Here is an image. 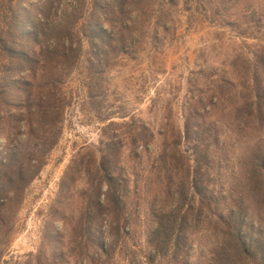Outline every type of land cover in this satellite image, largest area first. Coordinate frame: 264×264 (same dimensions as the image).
<instances>
[{"label":"trees","instance_id":"16d2710c","mask_svg":"<svg viewBox=\"0 0 264 264\" xmlns=\"http://www.w3.org/2000/svg\"><path fill=\"white\" fill-rule=\"evenodd\" d=\"M22 1L0 0V121L16 120L18 145L34 156L15 161L5 155L0 159L6 170L0 172L4 201L23 198L30 181L38 176L48 154L59 143L69 105L64 85L81 63L85 43L94 54L88 60L91 65L107 70L110 65L103 63L104 57L109 53L114 57L136 54L138 45L155 27L153 19L167 32L169 5L181 0H67L65 4L45 0L35 23L28 21L29 39L25 43L20 21ZM182 4L188 17L200 13L201 0H183ZM261 51L264 53V47ZM232 66L240 90L224 98L225 85L233 88L235 83L220 79L217 89L221 97L216 102L211 100V106L222 105L224 100L233 104L231 99L238 98L235 121L240 123V131L264 132V87L258 81L264 59L254 65L248 57L239 56ZM203 103L200 99L192 104L200 118L210 113ZM184 118L183 126L177 121L161 126L157 131L162 137L159 147H155L157 134L149 124L110 121L103 128L101 157L93 148L79 155L76 172L84 169L87 182L81 192L79 229L71 234L68 256L77 262L89 258L91 226L97 219L105 221L114 241L109 247L99 248L100 254L92 264H110L123 234H129L126 225L138 223L139 203H144L152 224L145 263L189 264L191 238L204 231L216 242L211 251L212 264H264V226L252 219L251 212L263 220L264 142L244 163V185L220 187L226 194L225 203L230 202L224 211L213 184L215 164L210 153L212 148L222 146L220 137L210 132L213 126L194 123L186 115ZM220 149L224 151V145ZM122 150L128 151L124 160ZM123 162L130 167L129 174L120 168ZM27 163L35 169L31 176L26 174ZM145 174L148 178L142 180ZM128 197L139 201L131 212L125 202ZM2 206L6 215L8 208ZM4 215L0 213V261L13 232L10 219Z\"/></svg>","mask_w":264,"mask_h":264},{"label":"rangeland","instance_id":"374dc122","mask_svg":"<svg viewBox=\"0 0 264 264\" xmlns=\"http://www.w3.org/2000/svg\"><path fill=\"white\" fill-rule=\"evenodd\" d=\"M55 1L65 4L67 0ZM44 2H21L24 43L29 39L28 21L35 23L38 9ZM182 3L183 0L169 5L171 12L167 32L155 25L156 20L152 18L151 23L155 27L138 45L136 54L120 57L110 53L106 55L109 60L105 56L103 63L110 65L107 70L103 68L101 71L100 66L94 68L91 65L88 60L94 54L89 53L91 49L85 43L82 61L64 85L69 105L59 143L48 154L46 164L30 181L21 200L12 198L11 201H4L5 194H0V213L5 214L2 204H6L8 211L4 217L10 219L13 225L0 264H92V259L98 258L101 246L113 244L114 240L107 232L108 225L96 219L91 226L89 258L77 262L67 255L71 248V234L79 229L81 192L87 182L85 170L77 173L75 162L90 148L97 150L98 157H101L103 128L110 121L147 123L156 134L167 121H177L183 126L185 115L194 123L205 122L213 126L210 132L220 137V148L224 145V151L211 149L215 164L212 179L219 192L221 210L226 211L225 205L230 202L225 203L226 194L220 187L236 186L238 183L239 186L244 185V163L260 142H264V132L252 129L240 131L242 127L235 121L240 99L232 98L233 104L224 100L227 94H236L240 90L233 61L239 56H246L256 65L264 59L261 51L264 47V0H201L198 7L200 13L190 14V17L183 11ZM223 78L235 83L233 88L225 85L224 98L221 99L224 100L222 105L225 110H222L221 104L215 108L211 106V100L216 102L221 97L217 82ZM258 81L264 87V70L259 73ZM9 95L13 99L14 93ZM200 99L210 112L205 118H200L192 105ZM108 118L111 119L107 121ZM10 121H0V159L5 155L14 157L15 161L21 157L32 158L34 155L29 149L18 145V123ZM246 135L247 139L243 137ZM156 137L155 147H159L162 137L158 134ZM127 154L128 151L122 150L121 159L124 160ZM25 166L26 174L33 175L35 169L32 163ZM119 166L127 174L131 171L124 162ZM4 171L0 164V172ZM129 177L135 179L131 175ZM143 178H148L147 174ZM125 202L130 212L139 203L134 197H128ZM139 205L141 218L132 227L126 225L129 234H123L110 264H147L144 256L149 252L147 241L152 224H149L150 217L145 214L144 203ZM251 212L254 215L252 219L264 226V213L261 220L255 218L254 211ZM191 239L193 246L189 252V264H212L211 251L216 247L215 239L204 231ZM95 264L101 263L96 261ZM154 264L166 263L155 261Z\"/></svg>","mask_w":264,"mask_h":264}]
</instances>
